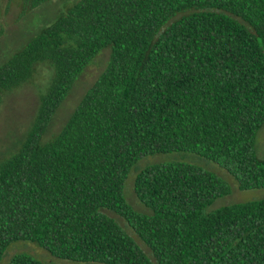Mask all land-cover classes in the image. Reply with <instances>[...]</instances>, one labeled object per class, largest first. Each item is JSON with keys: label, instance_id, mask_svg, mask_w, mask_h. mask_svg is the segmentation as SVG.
Returning a JSON list of instances; mask_svg holds the SVG:
<instances>
[{"label": "trees", "instance_id": "trees-1", "mask_svg": "<svg viewBox=\"0 0 264 264\" xmlns=\"http://www.w3.org/2000/svg\"><path fill=\"white\" fill-rule=\"evenodd\" d=\"M52 0H7L21 15ZM109 60L62 128L43 137L85 68ZM50 78L16 151L0 159V263L10 243L101 264H264V200L205 212L231 192L188 162L130 171L155 154L193 153L240 190L264 188V0H76L0 63L3 98ZM107 212L122 218L149 257ZM9 264H43L15 254Z\"/></svg>", "mask_w": 264, "mask_h": 264}, {"label": "rangeland", "instance_id": "rangeland-1", "mask_svg": "<svg viewBox=\"0 0 264 264\" xmlns=\"http://www.w3.org/2000/svg\"><path fill=\"white\" fill-rule=\"evenodd\" d=\"M75 1L76 0H52L25 15H21L15 7L7 12V0H0V63L6 60L8 55L14 50L23 47L27 39L37 32L39 28L49 24L60 11ZM109 57L110 50L106 49L85 68L54 116L43 137L44 141L49 140L54 134L59 132L83 94L104 70ZM49 78V70L41 67L32 84H28L11 92L3 98V102L0 106V159L16 151L19 142L25 136L34 119L39 103V95L47 85ZM255 152L257 157L261 158L263 156L264 126L257 134ZM178 161L202 166L226 180L231 186V192L228 195L215 199L206 208L205 212H211L232 204H243L264 200V188L240 190L238 183L226 171L193 153L155 154L143 158L129 173L124 186L125 200L135 210L148 213V209L138 201L134 193V180L137 173L150 164ZM107 214L115 218L127 234L130 235L142 250L152 258L148 248L127 226L122 218L111 212H107ZM18 253L29 254L43 264H101L63 260L53 256L38 244L29 241H14L10 243L1 258L0 264H9L11 258Z\"/></svg>", "mask_w": 264, "mask_h": 264}]
</instances>
